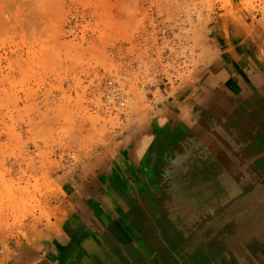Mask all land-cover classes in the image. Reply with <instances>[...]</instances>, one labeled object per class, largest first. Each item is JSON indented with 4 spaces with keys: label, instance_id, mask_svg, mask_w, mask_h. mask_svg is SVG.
<instances>
[{
    "label": "rangeland",
    "instance_id": "374dc122",
    "mask_svg": "<svg viewBox=\"0 0 264 264\" xmlns=\"http://www.w3.org/2000/svg\"><path fill=\"white\" fill-rule=\"evenodd\" d=\"M216 19L251 27L264 19V0H0V246L59 219L71 205L67 181L144 152L141 129L163 94L187 89L211 59ZM108 77L123 87L116 113L100 99ZM186 146L178 151L187 172L164 184L169 192L187 189L185 165L204 159L200 145Z\"/></svg>",
    "mask_w": 264,
    "mask_h": 264
},
{
    "label": "crops",
    "instance_id": "0c3cea01",
    "mask_svg": "<svg viewBox=\"0 0 264 264\" xmlns=\"http://www.w3.org/2000/svg\"><path fill=\"white\" fill-rule=\"evenodd\" d=\"M209 33L213 55L197 79L166 90L141 129L149 134L143 154L170 134L176 149L201 146L187 189L159 185L158 205L144 206L146 193L127 187L149 186L134 175L145 156L99 161L77 184L67 181L76 186L65 189L71 205L59 219L0 246V264H264V19L248 28L216 19Z\"/></svg>",
    "mask_w": 264,
    "mask_h": 264
},
{
    "label": "bare ground",
    "instance_id": "6f19581e",
    "mask_svg": "<svg viewBox=\"0 0 264 264\" xmlns=\"http://www.w3.org/2000/svg\"><path fill=\"white\" fill-rule=\"evenodd\" d=\"M209 54H210V52H209ZM206 56H208V55H205V57ZM206 59V58H205ZM209 59V58H208ZM108 79H112L113 81H114V79L116 80V81H118L115 77H108ZM107 79V80H108ZM197 79V78H196ZM106 80V81H107ZM116 83L118 84V87L116 86ZM112 82V81H108L107 83H105V86L108 84L110 87H109V89H110V91H111V101H113L114 100V102L116 103V104H118V106L116 105V108H120V107H122L123 106V103H124V94H123V90H122V86H120V88H119V85H121L120 84V82L118 81V82ZM103 85L104 84H101L100 85V91H99V94H100V96L102 95V91L105 89L104 87H103ZM103 87V88H102ZM125 91V90H124ZM114 94H118L117 95V98H115L114 97ZM101 98H102V96H101ZM103 103V102H102ZM202 105V104H201ZM95 106H96V110H97V105L95 104ZM103 106V108H104V104L102 105ZM93 110V109H92ZM96 110H93V111H96ZM134 117V116H133ZM168 121V120H167ZM173 123V122H172ZM176 123V122H175ZM174 124V123H173ZM172 129V128H171ZM177 129V132L180 134H182V135H179V136H184L183 135V132H182V130H180L179 128H176ZM173 130V129H172ZM173 131H175L176 132V130L174 129ZM172 132V131H171ZM173 133V132H172ZM175 134V133H174ZM172 134H170V135H168V140L166 139V141H164L163 140V142L166 144H162V146H158L157 147V144L159 143H154V141H153V143H151V148H148L147 149V151H145L146 153L145 154H143L144 152H142V155L143 156H145L144 158H143V161L139 164V166H138V168H140L139 170L137 169L136 170V173H134V175H135V179H138V178H144L147 182H149L150 181V184L148 183V187H150V188H148L146 185H145V187H142V188H140V187H137V188H131V187H127V190H129L130 189V191L131 192H134V191H137L138 193L140 192V191H144L145 193H146V195H147V198H143V199H141L145 204H144V206H151L152 208L153 207H156L158 204H155V202L156 201H158V199H157V196H156V190H157V187L159 186V185H161V186H163L165 183H167L168 185L167 186H171L172 185V183H173V181H172V179H171V176H175V178H174V181H176V178L177 179H179L178 177L179 176H181V174H183V173H186L187 171V169L184 167V164L182 163V158H186L185 157V154H183V153H179V152H177V150L178 149H176L174 146H175V138L173 137H170ZM177 136V135H176ZM236 137V136H235ZM154 139V138H153ZM228 139V138H227ZM137 142V141H136ZM167 142H168V145H167ZM135 145V144H134ZM136 145H137V143H136ZM148 145V143L146 142L145 143V145H144V149L143 150H145V148H146V146ZM142 146H143V143H142ZM176 146H178V145H176ZM161 147L162 148H164L165 147V149L167 148V152H163V150L161 149ZM196 147V146H195ZM127 148V147H126ZM188 148V147H187ZM164 149V151H166ZM122 150V149H121ZM195 150H196V148H195ZM137 151V150H136ZM135 151V152H136ZM197 151V150H196ZM119 152H121V151H119ZM139 152V151H138ZM141 152V151H140ZM202 152V151H201ZM166 153V154H165ZM195 153V152H194ZM218 154H219V152H218ZM124 155V154H123ZM194 155V154H193ZM120 156V155H119ZM132 156V155H131ZM139 156V155H138ZM188 156V155H187ZM190 156V155H189ZM121 158H122V155H121ZM124 158V157H123ZM180 159L179 161L178 160H176V159ZM150 160L152 161V162H155V160L156 161H159L157 164L159 165V167H156L157 165H150ZM165 160H169V165H170V168L169 169H167L166 171H165V173H164V171H163V169L161 168V167H163V161H165ZM111 161V160H110ZM116 161V160H115ZM183 162H184V160H183ZM117 163V162H116ZM148 163V164H147ZM114 164V163H113ZM115 165V164H114ZM118 165V164H117ZM162 165V166H161ZM185 166H187V165H185ZM118 167V166H117ZM132 167V166H131ZM113 168V167H112ZM133 168V167H132ZM165 168V167H164ZM119 169V168H118ZM113 170H114V168H113ZM134 172V171H133ZM138 172V173H137ZM163 175V176H162ZM150 177V178H149ZM182 178H183V176H182ZM134 179V180H135ZM143 179V180H144ZM136 181H138V180H136ZM178 181V180H177ZM144 182V181H143ZM161 182H164V183H161ZM110 184V183H109ZM133 184H134V182H133ZM139 185H140V183H138ZM145 184V183H144ZM107 186H108V184H107ZM165 186V185H164ZM101 187V186H100ZM118 187H122V188H124V185L122 184L121 186H118ZM166 187V186H165ZM181 188V187H180ZM201 188V187H200ZM90 189V188H89ZM113 189V188H112ZM171 189V188H170ZM113 190H115V189H113ZM171 191V190H170ZM123 192V191H122ZM150 194H152V196L149 198V196H150ZM173 194V193H172ZM124 195V194H123ZM159 195V194H158ZM203 195V194H202ZM113 196V195H112ZM120 196V195H119ZM137 198V197H136ZM161 198V197H160ZM109 199V198H108ZM162 199V198H161ZM186 199V198H185ZM115 201H116V199H114ZM140 199L139 200H137L138 202H140L141 201ZM169 200V199H168ZM187 200V199H186ZM127 201V200H126ZM162 201V200H161ZM181 201V200H180ZM188 201V200H187ZM218 201V200H217ZM109 202H111V200H109ZM117 202V201H116ZM163 202V201H162ZM174 202V201H173ZM178 202V201H177ZM185 202V201H184ZM183 202V203H184ZM129 203H131L132 205H133V203H134V199H132V202H129ZM167 203V202H166ZM193 203V202H192ZM215 203V202H214ZM129 205V204H128ZM203 205H204V203H203ZM215 205V204H214ZM114 206V205H113ZM127 206V205H126ZM163 207V206H162ZM147 209V208H146ZM149 209V208H148ZM170 217V216H169ZM190 218V217H189ZM163 219V218H162Z\"/></svg>",
    "mask_w": 264,
    "mask_h": 264
},
{
    "label": "built area",
    "instance_id": "2783aa9c",
    "mask_svg": "<svg viewBox=\"0 0 264 264\" xmlns=\"http://www.w3.org/2000/svg\"><path fill=\"white\" fill-rule=\"evenodd\" d=\"M108 79V78H107ZM106 79V80H107ZM104 81L102 84H104L103 85V87L105 88L103 91H102V98L100 97V99H101V101L103 102V104H104V110L105 111H107V112H110V113H116V112H118V110H117V108H116V105L118 106V104H116L115 102H114V100L113 101H111V91H110V89H109V85L107 84L106 86H105V83H107L108 81H112V82H118V81H116L115 79H114V81L112 80V79H108L107 81ZM116 86L118 87V84L116 83ZM120 86L121 85H119V88H120ZM102 87V88H103ZM100 87H99V91H100ZM117 95L118 94H114V97L115 98H117ZM87 106L92 110H96V106H95V103H93V102H88L87 103ZM101 109V108H100ZM102 110V109H101Z\"/></svg>",
    "mask_w": 264,
    "mask_h": 264
}]
</instances>
